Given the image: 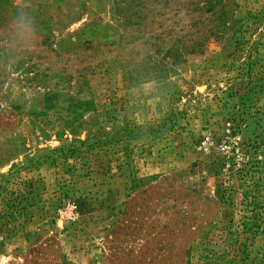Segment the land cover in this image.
<instances>
[{
	"label": "rangeland",
	"instance_id": "374dc122",
	"mask_svg": "<svg viewBox=\"0 0 264 264\" xmlns=\"http://www.w3.org/2000/svg\"><path fill=\"white\" fill-rule=\"evenodd\" d=\"M114 1L0 0V264H264V0Z\"/></svg>",
	"mask_w": 264,
	"mask_h": 264
},
{
	"label": "trees",
	"instance_id": "16d2710c",
	"mask_svg": "<svg viewBox=\"0 0 264 264\" xmlns=\"http://www.w3.org/2000/svg\"><path fill=\"white\" fill-rule=\"evenodd\" d=\"M154 3L157 2V0H153ZM164 4V9L170 8L172 5H175L177 3L176 0H161ZM160 1V2H161ZM115 9H123V10H128L130 8L131 3H129L127 0H115ZM202 6L198 7L197 9H192L193 11H199V14L204 13L203 11L207 12H213V15L217 14V25L212 29L210 36L215 35L217 32H219L220 26L225 25V22L227 20L228 15L231 13L230 9L227 8V5L224 3V0H202L201 1ZM134 8L141 9L142 5L140 1L135 2V4L132 6V11L134 12ZM218 8V9H216ZM134 13L131 14L133 16ZM208 37H199V43H203ZM173 48H171L170 52L173 51L175 52L174 57L175 58H180V60L185 61L186 56L188 54H193L195 49H192L190 47H187L186 45L183 44L182 41L176 40V43H174ZM197 46V45H196ZM186 54L185 56L182 55ZM182 58V59H181Z\"/></svg>",
	"mask_w": 264,
	"mask_h": 264
}]
</instances>
